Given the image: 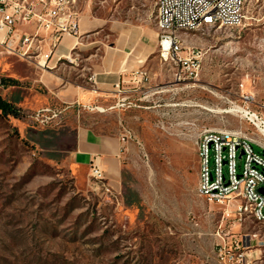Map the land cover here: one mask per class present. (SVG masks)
<instances>
[{"label": "rangeland", "instance_id": "obj_1", "mask_svg": "<svg viewBox=\"0 0 264 264\" xmlns=\"http://www.w3.org/2000/svg\"><path fill=\"white\" fill-rule=\"evenodd\" d=\"M78 6L158 29L157 0ZM246 14L240 26L182 31L184 50L201 55L197 77L179 82L180 66L158 50L126 73L116 97L89 106L65 103L23 79L30 72L15 62L20 83L0 85L18 110H0V264H224L217 243L244 234L251 235L244 264H264V224L235 212L224 217L221 205L198 192L204 130L242 131L264 142L256 125L264 119V0H246ZM93 46H83L79 57ZM2 50L0 76L12 75ZM89 74L85 69L82 78ZM80 126L123 143L121 178L105 174L109 190L95 185L90 170L73 169ZM255 150L264 152L258 144Z\"/></svg>", "mask_w": 264, "mask_h": 264}, {"label": "built area", "instance_id": "obj_2", "mask_svg": "<svg viewBox=\"0 0 264 264\" xmlns=\"http://www.w3.org/2000/svg\"><path fill=\"white\" fill-rule=\"evenodd\" d=\"M79 0H0V30L6 29L10 37L0 41L7 52H16L12 36L19 23L37 21L38 28L51 35L52 45L66 35L79 34L81 10ZM247 19L246 0H157V27L159 53L164 60H173L181 68L178 81L195 78L201 69L198 51H185L182 30L196 31L204 27H236ZM30 44L32 36H19ZM144 77L147 73L140 72ZM184 73V75H183ZM259 119L258 116H256ZM256 124V123H255ZM260 131L264 137V119L260 118ZM129 135L122 137L127 140ZM255 144L264 150V142L230 129H206L198 141L200 159L198 192L209 201L224 208V217L235 212L238 217L250 216L264 224V152L255 150ZM213 152V164L211 154ZM238 158L243 159L238 170ZM91 176L97 187L106 185L105 172L92 160ZM250 234L241 238L222 240L217 248L224 264H244Z\"/></svg>", "mask_w": 264, "mask_h": 264}, {"label": "crops", "instance_id": "obj_3", "mask_svg": "<svg viewBox=\"0 0 264 264\" xmlns=\"http://www.w3.org/2000/svg\"><path fill=\"white\" fill-rule=\"evenodd\" d=\"M17 34L21 37L32 36L31 43H24ZM9 37L6 29L0 30V41ZM12 39L16 52H7L0 45L7 55L4 71L13 72L5 76L21 81L14 73L16 62L30 72L23 79L31 78L44 85L65 103L84 106L116 97L126 73L139 71L159 48L157 28L131 25L82 11L79 34H66L56 45H52L49 32L38 28L35 20L19 23ZM88 45H94V50L84 59L90 60L99 55L96 63L83 64L84 59L79 57V50ZM85 69L90 74L82 78ZM73 72L74 76L71 77ZM122 154L123 143L119 137L80 126L71 160L75 171H91L92 160H95L108 178L117 181L122 175Z\"/></svg>", "mask_w": 264, "mask_h": 264}, {"label": "trees", "instance_id": "obj_4", "mask_svg": "<svg viewBox=\"0 0 264 264\" xmlns=\"http://www.w3.org/2000/svg\"><path fill=\"white\" fill-rule=\"evenodd\" d=\"M19 83L20 81L16 78L5 76V75L0 76V85L4 87L10 86V85H17ZM0 110L2 111V113L7 114V115L9 114L16 115L18 113V110L15 104L3 98L1 94H0Z\"/></svg>", "mask_w": 264, "mask_h": 264}, {"label": "bare ground", "instance_id": "obj_5", "mask_svg": "<svg viewBox=\"0 0 264 264\" xmlns=\"http://www.w3.org/2000/svg\"><path fill=\"white\" fill-rule=\"evenodd\" d=\"M182 31H189V30H182Z\"/></svg>", "mask_w": 264, "mask_h": 264}]
</instances>
